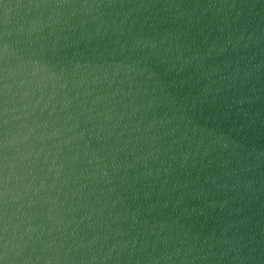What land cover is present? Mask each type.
I'll return each mask as SVG.
<instances>
[{
	"label": "water",
	"instance_id": "obj_1",
	"mask_svg": "<svg viewBox=\"0 0 264 264\" xmlns=\"http://www.w3.org/2000/svg\"><path fill=\"white\" fill-rule=\"evenodd\" d=\"M0 264H264V0H0Z\"/></svg>",
	"mask_w": 264,
	"mask_h": 264
}]
</instances>
